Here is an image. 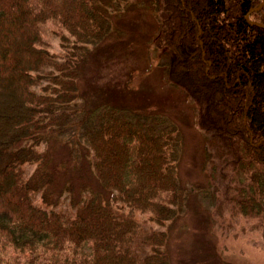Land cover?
Instances as JSON below:
<instances>
[{"label":"trees","instance_id":"1","mask_svg":"<svg viewBox=\"0 0 264 264\" xmlns=\"http://www.w3.org/2000/svg\"><path fill=\"white\" fill-rule=\"evenodd\" d=\"M263 3L145 6L158 23L165 80L197 103L209 177L198 194L221 214L257 219L264 237ZM134 6L143 3L0 0V264H174L170 230L194 193L180 180L181 130L164 115L91 104L80 89L90 54ZM49 26L59 53L45 39ZM55 142L75 164L86 159L99 185H84L72 207L53 200Z\"/></svg>","mask_w":264,"mask_h":264},{"label":"rangeland","instance_id":"2","mask_svg":"<svg viewBox=\"0 0 264 264\" xmlns=\"http://www.w3.org/2000/svg\"><path fill=\"white\" fill-rule=\"evenodd\" d=\"M140 1L143 6L131 7L115 18L116 29L90 54L80 82L81 93L91 104L130 107L152 118L156 113L167 116L181 130L180 180L185 190L193 189L194 193L189 194L183 215L170 230L174 264H264V237L262 228L257 227L258 220L232 217L226 210L221 214L213 199L203 200L198 194L209 186V177L203 169L204 135L197 126V103L184 88L165 80V70L160 66L162 52L154 44L158 23L145 6L147 0ZM45 39L53 53L62 50L50 26ZM52 147L57 178L53 200L63 201L58 207H72L71 199L80 200L84 185L99 190L86 159L77 165L67 144L55 142L50 151ZM68 180L73 183L69 185L71 192L64 189ZM137 217L148 227L161 229L149 215Z\"/></svg>","mask_w":264,"mask_h":264},{"label":"water","instance_id":"3","mask_svg":"<svg viewBox=\"0 0 264 264\" xmlns=\"http://www.w3.org/2000/svg\"><path fill=\"white\" fill-rule=\"evenodd\" d=\"M264 4V3H263Z\"/></svg>","mask_w":264,"mask_h":264}]
</instances>
